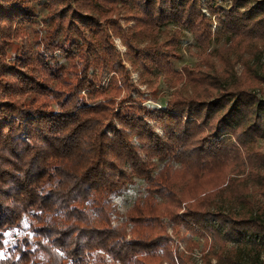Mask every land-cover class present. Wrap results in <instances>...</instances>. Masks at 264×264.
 <instances>
[{
	"label": "trees",
	"instance_id": "1",
	"mask_svg": "<svg viewBox=\"0 0 264 264\" xmlns=\"http://www.w3.org/2000/svg\"><path fill=\"white\" fill-rule=\"evenodd\" d=\"M45 1L51 30L42 50L49 56L21 51L10 61L7 49L20 38L17 24L33 14L23 0H0V241L21 227L23 216L33 221L31 236L0 243V264H109L105 256L118 264H194L189 252L168 246L167 221L183 230L180 240H188L186 232L203 237L205 244L210 238L222 250L227 241L247 237L264 248V219L253 213L209 211L233 181L251 178L261 184L264 196V178L258 172L264 154L249 149L256 139H264V100L253 94L254 85L264 83V74L244 65L240 78L228 81L235 63L230 57L242 55L244 42L264 37V19L238 13L233 6L224 12L208 0V12L221 13L217 21L231 35L228 46L218 51L223 75L211 53L196 70L183 66L190 94L173 95L151 115L129 93L117 108L113 101L88 105L81 92L95 88L96 73L88 74L87 52L101 69L126 78L116 85L118 90L127 87L128 73L109 32L123 39L133 65L151 61L160 66L170 53L144 54L133 47L119 23L110 19L118 6L132 10L128 20L135 24L133 38L174 24L205 49L215 32L199 0ZM59 32L61 39L54 41ZM73 46L83 68L68 77L48 60L56 49L71 54ZM143 155L164 163L153 173V163ZM133 177L145 181L144 196L125 211L123 222L112 225L115 211L105 198ZM241 192L238 186L233 190ZM39 253L43 260L37 259Z\"/></svg>",
	"mask_w": 264,
	"mask_h": 264
},
{
	"label": "rangeland",
	"instance_id": "2",
	"mask_svg": "<svg viewBox=\"0 0 264 264\" xmlns=\"http://www.w3.org/2000/svg\"><path fill=\"white\" fill-rule=\"evenodd\" d=\"M72 2V0H68ZM29 6L33 16L21 19L17 28L20 38L12 40L7 49V58L12 61L15 57L19 56L21 51L34 54L41 52L45 56L49 53L42 50V44L47 40L46 34L51 30V25L48 22L47 6L45 0H23ZM214 4L222 11H227L231 7H235L238 13L251 12L256 20L264 19V0H214ZM201 12L205 17H210L212 20L211 31L214 33L212 39L205 49L198 46L193 38V35L185 29H181L174 24H166L158 29L157 32L143 37L142 39L133 38L131 36L132 29L135 24L129 21L128 17L132 12L130 7L118 6V9L110 16L111 21H117L120 27L125 31L131 41L133 47L138 48L144 54L149 51L156 53H170L167 60L161 63L160 66L155 65L151 61H142L132 64L133 56L130 54L128 47L125 45L120 36L114 35L109 32L112 46L117 54L119 61L128 73L127 87L122 86L117 89L116 85H122L123 80L114 72H109L108 69H101L96 62L92 52L88 50V57L90 65L88 66V74L96 73L94 76L95 88L89 92L82 91L81 94L85 95L84 100L88 105H97L105 101H113L114 108H117L119 100L126 96L128 93L133 99L142 101V106L154 115L157 110L165 107L166 102L175 94L189 95V87L184 82V77L181 72L183 66H188L192 70L198 69L202 65L201 59L207 53H211L216 69L221 74L223 66L218 60V51L222 47L228 46L227 43L231 38L230 34L224 32L223 27L217 21L216 17H220L221 13L217 16H212L207 10L208 0H199ZM130 6V5H129ZM211 15V16H210ZM73 37L77 38L73 31L70 32ZM88 38H91L93 43L97 40L94 36L89 37L87 31L85 32ZM61 32L56 35L54 41L61 39ZM67 46V44H65ZM95 49L100 50L99 46L95 44ZM171 48L172 50H168ZM243 53L241 56L232 55L230 58L235 61L233 65V73L228 80L229 82L237 81L243 72L244 65L253 68L257 75L264 74V37L251 38V40L244 42L241 45ZM78 49L73 46L72 53L69 55L63 54L59 49H56L49 58L50 64L57 65L62 69L61 73L67 74L69 77L72 72H80L83 68L82 61L77 57ZM36 64V61H34ZM100 64V63H99ZM39 71L40 66H37ZM223 74H221L222 76ZM55 82L51 83V86ZM253 94L258 99L264 100V83L255 84ZM27 96L24 99L28 100ZM54 109V105L51 104ZM149 118V116H144ZM145 118V119H146ZM150 124H154L153 120H148ZM157 133L160 135V128H156ZM135 143V138H132ZM249 149L258 154H264V139H256L250 144ZM143 159L146 157L143 155ZM153 163L152 171L155 173L159 170L164 161L156 158H146ZM177 166V164H175ZM259 175L264 178V167L258 169ZM233 176L231 179H235ZM234 182V181H233ZM230 184L219 196L212 202L209 211H221L223 213H230L240 216L245 213H253L256 216L264 219V196L261 194V184L253 182L251 178H247L244 182H234ZM242 190L240 194H233V190ZM145 181L140 178L133 177L130 182L126 183L123 187L114 193L106 196L105 200L114 209L115 214L111 216L112 225L120 224L125 220V211L137 199H142L144 196ZM167 221V220H166ZM33 222L29 217L23 216L20 222V228H14L6 233V242H13L15 239L32 235L29 224ZM26 225V226H25ZM171 224L167 221L164 224L166 235L170 237L167 243L171 250L178 248L184 255L189 252V261L194 264H264V248L257 243H252L250 239L244 237L240 241H227L219 249L220 245L217 242L208 238L206 244L203 237L190 236L185 232L184 236L188 240H180L183 230L178 228L169 227ZM33 248V247H32ZM220 250V251H219ZM107 263L118 264L106 257ZM38 260H43V254H38ZM76 264V263H66ZM161 264H170L163 261Z\"/></svg>",
	"mask_w": 264,
	"mask_h": 264
},
{
	"label": "snow or ice",
	"instance_id": "3",
	"mask_svg": "<svg viewBox=\"0 0 264 264\" xmlns=\"http://www.w3.org/2000/svg\"><path fill=\"white\" fill-rule=\"evenodd\" d=\"M26 226V225H25ZM0 243H11L10 241L9 242H3V241H0Z\"/></svg>",
	"mask_w": 264,
	"mask_h": 264
}]
</instances>
